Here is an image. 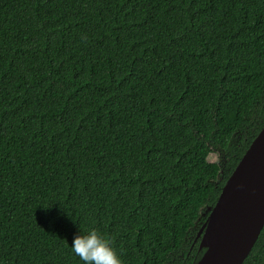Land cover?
<instances>
[{
	"label": "trees",
	"instance_id": "16d2710c",
	"mask_svg": "<svg viewBox=\"0 0 264 264\" xmlns=\"http://www.w3.org/2000/svg\"><path fill=\"white\" fill-rule=\"evenodd\" d=\"M263 127L264 0H0V264H198Z\"/></svg>",
	"mask_w": 264,
	"mask_h": 264
},
{
	"label": "water",
	"instance_id": "95a60500",
	"mask_svg": "<svg viewBox=\"0 0 264 264\" xmlns=\"http://www.w3.org/2000/svg\"><path fill=\"white\" fill-rule=\"evenodd\" d=\"M264 228V127L227 180L199 231L198 264H243Z\"/></svg>",
	"mask_w": 264,
	"mask_h": 264
},
{
	"label": "clouds",
	"instance_id": "9594fccd",
	"mask_svg": "<svg viewBox=\"0 0 264 264\" xmlns=\"http://www.w3.org/2000/svg\"><path fill=\"white\" fill-rule=\"evenodd\" d=\"M71 251L83 264H122L110 241L95 229L75 235Z\"/></svg>",
	"mask_w": 264,
	"mask_h": 264
}]
</instances>
